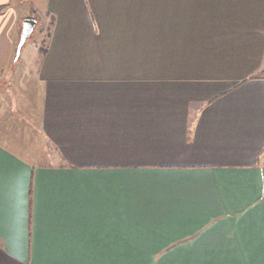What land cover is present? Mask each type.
<instances>
[{"label": "crops", "instance_id": "crops-1", "mask_svg": "<svg viewBox=\"0 0 264 264\" xmlns=\"http://www.w3.org/2000/svg\"><path fill=\"white\" fill-rule=\"evenodd\" d=\"M24 1L0 0V264H264V0H44L19 77Z\"/></svg>", "mask_w": 264, "mask_h": 264}, {"label": "rangeland", "instance_id": "rangeland-1", "mask_svg": "<svg viewBox=\"0 0 264 264\" xmlns=\"http://www.w3.org/2000/svg\"><path fill=\"white\" fill-rule=\"evenodd\" d=\"M23 5H24L23 8L19 7V12L21 15L20 23L22 24V22L27 18H32L37 21V25L35 27V31L32 34V36L27 40V43L25 45L23 52L20 54L19 62H18V69L16 70L19 77L26 74L25 72L26 67L24 66L25 65L24 63H26V61L23 57L24 56L23 53L24 51H26L25 49L29 47V65H30L31 62L34 60V56H33L34 53H39L38 46L40 42H39L38 31L41 28L42 24L48 23L50 19L48 17L44 18V16H46L47 14V11L44 9V0H26L23 2ZM31 72L32 70H29V73H28L29 75H27V77L23 76L24 77L23 79L26 81L23 87L24 91L23 92L21 91L20 93H16L17 94L16 101L18 102L19 109L22 110V112L26 116L29 117L30 128H36L37 123H38L37 116H39L40 114L41 96H40L39 91L36 90V88L34 89V85H33L34 80L32 78ZM32 135L30 136V132H29V140H32L35 144L33 149L30 150L31 152H29V160L45 161L46 155H45V152H43L44 142L42 141V139H40V141L37 140L38 139L37 135H39L38 129H36V131H33ZM23 155H25L24 152H23Z\"/></svg>", "mask_w": 264, "mask_h": 264}, {"label": "water", "instance_id": "water-1", "mask_svg": "<svg viewBox=\"0 0 264 264\" xmlns=\"http://www.w3.org/2000/svg\"><path fill=\"white\" fill-rule=\"evenodd\" d=\"M36 25H37V21L32 18H27L22 22V30H21L19 43L17 46L16 59H19L22 48L24 47L27 40L34 33Z\"/></svg>", "mask_w": 264, "mask_h": 264}, {"label": "trees", "instance_id": "trees-1", "mask_svg": "<svg viewBox=\"0 0 264 264\" xmlns=\"http://www.w3.org/2000/svg\"><path fill=\"white\" fill-rule=\"evenodd\" d=\"M49 22L48 23H43L41 28L38 31V36H39V46H38V51L41 56H43L48 47V43L50 41L51 35H52V27H53V18L49 15L48 16ZM46 24V25H44ZM35 31V30H34ZM16 58V57H15ZM19 60V59H18Z\"/></svg>", "mask_w": 264, "mask_h": 264}]
</instances>
